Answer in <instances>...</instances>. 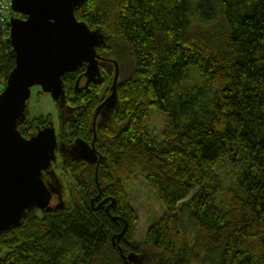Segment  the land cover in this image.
<instances>
[{"label":"trees","instance_id":"16d2710c","mask_svg":"<svg viewBox=\"0 0 264 264\" xmlns=\"http://www.w3.org/2000/svg\"><path fill=\"white\" fill-rule=\"evenodd\" d=\"M75 17L99 36L101 79L86 86L84 67L61 79L57 153L91 142L115 61L102 163L64 162L69 203L0 231V264H264V0H85ZM9 29L0 22V92L15 65ZM48 125L26 112L18 130L28 139ZM137 174L165 208L142 242L121 181ZM44 181L63 194L53 168Z\"/></svg>","mask_w":264,"mask_h":264},{"label":"water","instance_id":"95a60500","mask_svg":"<svg viewBox=\"0 0 264 264\" xmlns=\"http://www.w3.org/2000/svg\"><path fill=\"white\" fill-rule=\"evenodd\" d=\"M84 1L11 0L13 13L24 20L10 19L9 42L15 65L0 92L1 232L16 228L25 214L34 209L51 210L53 190L44 175L57 161L55 129L48 125L28 139L18 130L26 119L32 88L39 87L54 102L61 103V79L65 75L84 67L88 82L94 76L100 77L102 59L96 53L99 36L75 17ZM111 63L115 67L111 94L100 109L116 97L119 68L115 61Z\"/></svg>","mask_w":264,"mask_h":264},{"label":"rangeland","instance_id":"374dc122","mask_svg":"<svg viewBox=\"0 0 264 264\" xmlns=\"http://www.w3.org/2000/svg\"><path fill=\"white\" fill-rule=\"evenodd\" d=\"M13 11L11 10V13ZM9 19H11L9 13ZM1 87V84H0ZM26 112L28 119L33 120L36 118H50L51 123L57 135L60 134L61 129L58 126L57 108L50 95L42 93L39 87H34L31 90V97L27 102ZM151 127L161 132L164 128V122L161 117L152 113ZM58 142V141H57ZM58 156V154H57ZM58 179L64 183L62 200L65 204L69 203L70 192L68 189L71 185V178L67 170L62 169L61 157L57 158V162L53 164ZM125 192L130 200L132 207L136 210L138 216V226L135 232V241L142 242L145 239L146 233L151 225L158 222L164 215L165 208L162 205L155 191L149 185L147 180L137 174L134 180L121 179ZM59 198L54 196L50 206H57Z\"/></svg>","mask_w":264,"mask_h":264},{"label":"flooded vegetation","instance_id":"af4514ba","mask_svg":"<svg viewBox=\"0 0 264 264\" xmlns=\"http://www.w3.org/2000/svg\"><path fill=\"white\" fill-rule=\"evenodd\" d=\"M86 78L87 77H85V82L87 81L86 82V86H88L90 82H88V80ZM93 79L94 80L91 82V84L100 81L101 77L94 76ZM87 99H88L87 97H84L85 101H87ZM114 101H115V98L110 100L107 104H110L112 106ZM87 102L90 103L91 100H88ZM54 103H56V102H54ZM105 106H103L101 109H100L101 105L99 107H97L95 109L93 115H92V118H93L92 119V125H91V128H92L91 129L92 140H91V142H89V145L86 148L80 147V144L78 142H76L75 143V147H72L73 150L70 151L69 153L63 154L62 156L58 154L60 151H59V149H57V152H58L57 153L58 154L57 158L61 157L62 164L64 162H67L68 164H70L71 162H76V163H78V165L80 167H82V169L88 168L89 171H90V169L92 170V168H96L97 169L99 163H102V161H101L102 158L99 157V155L97 154L95 145H96V141H97V136H99V133H98L97 130H99V131L101 130V128L104 125L103 121L106 118V114L104 112L105 110L103 109ZM107 108H108V106H107ZM80 118L81 117L78 116V118H77V120L75 122L77 123L78 119H80ZM56 136H57V141H58V136L59 135L56 134ZM68 136H69V134H68ZM67 139H68V141H71L70 137L67 138ZM91 172L92 171H90V173ZM50 187L53 188V192L55 193V194H53V197L57 196L59 198V200L60 199L62 200V195H61V193L58 190V181H55V183L50 184ZM62 188H63V186L60 187L61 191L63 190ZM53 197H52V199H53ZM50 208H52V207L50 206Z\"/></svg>","mask_w":264,"mask_h":264},{"label":"built area","instance_id":"2783aa9c","mask_svg":"<svg viewBox=\"0 0 264 264\" xmlns=\"http://www.w3.org/2000/svg\"><path fill=\"white\" fill-rule=\"evenodd\" d=\"M11 11V0H0V22L9 24V13ZM9 38V36H8Z\"/></svg>","mask_w":264,"mask_h":264},{"label":"clouds","instance_id":"9594fccd","mask_svg":"<svg viewBox=\"0 0 264 264\" xmlns=\"http://www.w3.org/2000/svg\"><path fill=\"white\" fill-rule=\"evenodd\" d=\"M12 10V9H11Z\"/></svg>","mask_w":264,"mask_h":264}]
</instances>
